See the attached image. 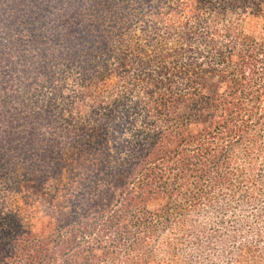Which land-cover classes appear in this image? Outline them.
<instances>
[{"label":"trees","instance_id":"16d2710c","mask_svg":"<svg viewBox=\"0 0 264 264\" xmlns=\"http://www.w3.org/2000/svg\"><path fill=\"white\" fill-rule=\"evenodd\" d=\"M0 264H264V0H0Z\"/></svg>","mask_w":264,"mask_h":264}]
</instances>
